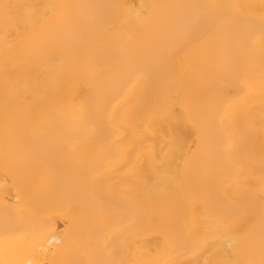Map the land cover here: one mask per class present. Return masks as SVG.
<instances>
[{
    "label": "bare ground",
    "instance_id": "bare-ground-1",
    "mask_svg": "<svg viewBox=\"0 0 264 264\" xmlns=\"http://www.w3.org/2000/svg\"><path fill=\"white\" fill-rule=\"evenodd\" d=\"M0 264H264V0H0Z\"/></svg>",
    "mask_w": 264,
    "mask_h": 264
}]
</instances>
